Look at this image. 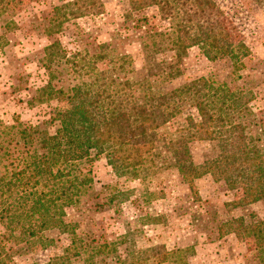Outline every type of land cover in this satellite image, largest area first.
<instances>
[{"label": "rangeland", "instance_id": "1", "mask_svg": "<svg viewBox=\"0 0 264 264\" xmlns=\"http://www.w3.org/2000/svg\"><path fill=\"white\" fill-rule=\"evenodd\" d=\"M211 1L228 53L208 60L197 46L176 52L169 20L136 0H0V189L23 170L21 155L43 153L42 132L53 135L55 114L64 111L66 98L45 90L48 74L56 91L100 74L125 78L139 98L205 78L231 96L224 125L242 124L264 160V0ZM188 98L167 103L176 112L157 131L139 176L117 175L95 151L65 169L66 182L85 175L92 182H78L62 209L60 196L51 197L59 227L39 230L32 186L0 192V264H264V197L242 204L209 168L221 157L217 141L188 140L193 168L178 172L172 142L189 138L198 122ZM50 180L36 185L47 200L60 185Z\"/></svg>", "mask_w": 264, "mask_h": 264}, {"label": "trees", "instance_id": "2", "mask_svg": "<svg viewBox=\"0 0 264 264\" xmlns=\"http://www.w3.org/2000/svg\"><path fill=\"white\" fill-rule=\"evenodd\" d=\"M136 5L159 8L175 34L176 41L172 46L176 52L184 53L197 46L208 60L227 55L228 52L220 45L224 30L212 17L215 6L211 0H136ZM99 77V81L94 79L90 84L56 91L52 86L56 77L48 74L45 90L66 98L64 111L55 114L53 121L57 126L53 135L42 132L44 137L39 141V150L43 153L40 156L36 151L21 155L18 166H22L23 170L11 173L8 182L0 189L5 194L14 192L18 185L21 190L32 186L29 212L38 215L41 221L39 230L55 229L61 224L54 213H49L51 209H58L53 204V195L60 196L62 209L73 202L71 195L79 189L78 182L79 186L92 182L87 175L81 180L77 176L68 182L63 180L65 169L81 162L91 151L105 154L117 175L139 176L157 142V131L176 112L167 103L179 95L189 97L198 116V122L192 126L193 131H187L189 138L183 136L172 142L171 148L179 151L180 155L177 154L179 160L176 166L179 174L189 175L193 168L188 140L217 141L221 157L212 161L209 168L220 173L230 190L241 193L242 204L255 203L264 197V160L253 139L248 140L245 136L246 129L242 124L224 125V118H229L225 107L233 105V102H228L231 96L225 88L216 89L209 80L201 78L169 95L152 94L139 98L131 93V84L125 78H105L101 74ZM25 133L26 130H22L19 137L26 142L29 135ZM41 179L46 185L50 179L59 180L60 185L55 184L57 190L50 191L48 200V194L36 189ZM24 213L27 211L17 217ZM58 215H63V210H59ZM58 221L59 224H56Z\"/></svg>", "mask_w": 264, "mask_h": 264}]
</instances>
